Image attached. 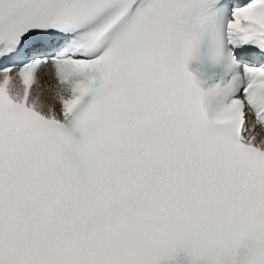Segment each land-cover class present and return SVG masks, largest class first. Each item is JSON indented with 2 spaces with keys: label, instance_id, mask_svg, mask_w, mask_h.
<instances>
[{
  "label": "snow or ice",
  "instance_id": "obj_1",
  "mask_svg": "<svg viewBox=\"0 0 264 264\" xmlns=\"http://www.w3.org/2000/svg\"><path fill=\"white\" fill-rule=\"evenodd\" d=\"M0 264H264V0H0Z\"/></svg>",
  "mask_w": 264,
  "mask_h": 264
}]
</instances>
